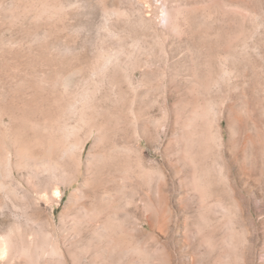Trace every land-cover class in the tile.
<instances>
[{
	"label": "rangeland",
	"instance_id": "1",
	"mask_svg": "<svg viewBox=\"0 0 264 264\" xmlns=\"http://www.w3.org/2000/svg\"><path fill=\"white\" fill-rule=\"evenodd\" d=\"M0 264H264V0H0Z\"/></svg>",
	"mask_w": 264,
	"mask_h": 264
},
{
	"label": "bare ground",
	"instance_id": "2",
	"mask_svg": "<svg viewBox=\"0 0 264 264\" xmlns=\"http://www.w3.org/2000/svg\"><path fill=\"white\" fill-rule=\"evenodd\" d=\"M58 193H59V191H57V190H56V191H55V194H57V195H58Z\"/></svg>",
	"mask_w": 264,
	"mask_h": 264
}]
</instances>
